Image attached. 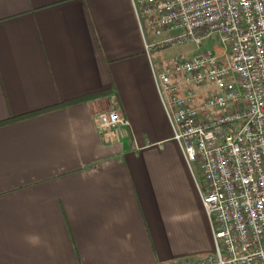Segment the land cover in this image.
Masks as SVG:
<instances>
[{"label": "crops", "instance_id": "1", "mask_svg": "<svg viewBox=\"0 0 264 264\" xmlns=\"http://www.w3.org/2000/svg\"><path fill=\"white\" fill-rule=\"evenodd\" d=\"M164 66L131 0H0V264L214 252L158 93ZM114 108L127 125L99 132Z\"/></svg>", "mask_w": 264, "mask_h": 264}, {"label": "built area", "instance_id": "2", "mask_svg": "<svg viewBox=\"0 0 264 264\" xmlns=\"http://www.w3.org/2000/svg\"><path fill=\"white\" fill-rule=\"evenodd\" d=\"M155 37L217 39L222 53L179 54L155 80L173 139L196 165L214 252L169 264H264V0H131ZM99 132L127 125L118 110Z\"/></svg>", "mask_w": 264, "mask_h": 264}, {"label": "rangeland", "instance_id": "3", "mask_svg": "<svg viewBox=\"0 0 264 264\" xmlns=\"http://www.w3.org/2000/svg\"><path fill=\"white\" fill-rule=\"evenodd\" d=\"M145 33L147 36L148 43L150 45V50H152V56L154 59H161L163 65L171 66L174 62V57L179 54H196L201 53L206 50L211 51L216 56H220L222 53L221 43L217 39L212 40H202L197 42L179 40L174 37L171 42L164 40V37H153L151 33L147 31L145 23ZM196 169V165H193ZM262 246L264 247V237L262 238Z\"/></svg>", "mask_w": 264, "mask_h": 264}]
</instances>
